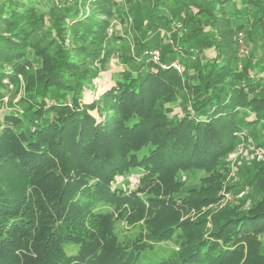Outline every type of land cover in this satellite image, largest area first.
I'll list each match as a JSON object with an SVG mask.
<instances>
[{
    "label": "trees",
    "instance_id": "1",
    "mask_svg": "<svg viewBox=\"0 0 264 264\" xmlns=\"http://www.w3.org/2000/svg\"><path fill=\"white\" fill-rule=\"evenodd\" d=\"M86 1L97 9L82 13L83 0H59L48 28L28 0H0V102L7 81L22 76L27 90V108L6 118L0 135V264H264V199L244 213L226 210L212 225L207 215L184 219L220 200L213 177L241 134L264 125V54L242 65L235 39L247 26L264 32V0H177L196 14L159 63L149 60L147 36L168 24L170 0H153L135 42L143 63L90 102L83 97L107 62L101 39L114 0ZM53 31L58 40L27 73V47ZM192 46L215 57L183 80L173 66ZM178 94L190 104L184 116L158 112L159 101ZM183 169L209 172L213 192L178 198L173 180ZM132 171L139 188L129 192L117 178ZM253 178L264 192V169ZM118 221L130 226L128 236L120 237ZM165 242L176 249L159 251Z\"/></svg>",
    "mask_w": 264,
    "mask_h": 264
},
{
    "label": "rangeland",
    "instance_id": "2",
    "mask_svg": "<svg viewBox=\"0 0 264 264\" xmlns=\"http://www.w3.org/2000/svg\"><path fill=\"white\" fill-rule=\"evenodd\" d=\"M35 7L36 11L43 16L45 27H51L54 20L52 14L53 7L59 0H28ZM111 6L113 15L108 19V29L105 31V37L102 40L106 48L107 62L99 75L92 79L89 91L84 93L83 100L90 102L100 98L105 92L110 91L117 86V82L122 80V73L133 71L136 63H143L137 56L136 38L139 37L140 28L143 24L148 9L153 5V0H114ZM165 9L167 14L166 23L156 24L150 31L147 38L154 42L152 52L149 54V60L159 63L165 49L176 48L179 42L184 39V30L181 28L183 20L192 14H196L195 9H184L177 0H170ZM97 9V6L89 1L83 0L79 10L82 13H91ZM163 10V9H162ZM173 10L177 15L174 16L170 11ZM206 31H211L206 27ZM29 37V36H28ZM235 39L238 43L239 59L242 65L260 58L264 54V32L255 30L250 32V27H245L242 31L235 33ZM58 40L56 33L48 34L47 39L39 44H31L26 50V62L32 67H27V73H31L34 68L41 65L38 59L39 51L48 44L51 46ZM50 42V43H47ZM68 43V42H67ZM50 44V45H49ZM47 47V46H46ZM191 57L185 59L182 63L176 62L178 74L185 80L194 76L199 69L210 62L215 53L212 49L199 50L192 46ZM241 65V66H242ZM240 66V68H241ZM144 72H147L146 70ZM188 77V78H187ZM1 90L2 100L0 102V135L5 128V120L10 116L22 115L27 108L26 82L24 78L19 77V82L9 83ZM71 97V96H70ZM158 112H163L167 116H184L190 110L188 99L183 94H178L173 99H164L158 102ZM264 153V125H257L251 129H246L239 137L236 146L225 160V167L221 169V176H214V181L220 182L222 189L218 193L220 200L217 203L203 209L200 214L194 210L190 215H185L184 219L197 222L199 217L207 215L208 225L214 223V217L224 213L226 210H235L238 212H247L255 208L264 199V192L258 186L253 178V174L259 169H264V161H258L255 157L256 152ZM242 153V155H240ZM136 171L129 175L119 176L117 178L119 187L132 192L139 188V181ZM212 178L209 172L203 169L177 170L175 172L174 183L180 185L178 198H190V190L202 189L210 192L215 188V182H205V179ZM214 184V185H213ZM16 188L22 193L24 182L16 183ZM178 202H181L179 199ZM109 210L111 208H108ZM120 237L128 236L132 231L130 226L124 221H118L116 224ZM128 231V232H127ZM260 240H264V236ZM159 251H172L176 249L173 242H165L158 246ZM264 253V248H263Z\"/></svg>",
    "mask_w": 264,
    "mask_h": 264
},
{
    "label": "built area",
    "instance_id": "3",
    "mask_svg": "<svg viewBox=\"0 0 264 264\" xmlns=\"http://www.w3.org/2000/svg\"><path fill=\"white\" fill-rule=\"evenodd\" d=\"M174 67L178 69L177 64H174ZM240 155H242V153H240ZM255 157L258 161H264V153L258 151L256 152Z\"/></svg>",
    "mask_w": 264,
    "mask_h": 264
}]
</instances>
